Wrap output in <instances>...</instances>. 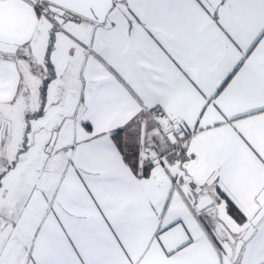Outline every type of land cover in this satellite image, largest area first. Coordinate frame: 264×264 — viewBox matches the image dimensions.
<instances>
[{
	"label": "snow or ice",
	"instance_id": "1",
	"mask_svg": "<svg viewBox=\"0 0 264 264\" xmlns=\"http://www.w3.org/2000/svg\"><path fill=\"white\" fill-rule=\"evenodd\" d=\"M0 264H264V0H0Z\"/></svg>",
	"mask_w": 264,
	"mask_h": 264
}]
</instances>
